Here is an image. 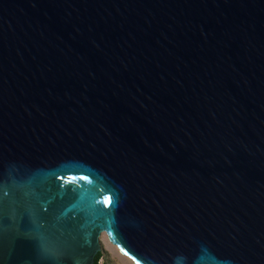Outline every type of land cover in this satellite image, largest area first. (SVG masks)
Segmentation results:
<instances>
[{
    "label": "water",
    "instance_id": "95a60500",
    "mask_svg": "<svg viewBox=\"0 0 264 264\" xmlns=\"http://www.w3.org/2000/svg\"><path fill=\"white\" fill-rule=\"evenodd\" d=\"M103 233L264 264V0H0V264H95Z\"/></svg>",
    "mask_w": 264,
    "mask_h": 264
},
{
    "label": "rangeland",
    "instance_id": "374dc122",
    "mask_svg": "<svg viewBox=\"0 0 264 264\" xmlns=\"http://www.w3.org/2000/svg\"><path fill=\"white\" fill-rule=\"evenodd\" d=\"M102 252L101 264H136L130 258L121 253L116 245L108 238L107 234H102Z\"/></svg>",
    "mask_w": 264,
    "mask_h": 264
},
{
    "label": "trees",
    "instance_id": "16d2710c",
    "mask_svg": "<svg viewBox=\"0 0 264 264\" xmlns=\"http://www.w3.org/2000/svg\"><path fill=\"white\" fill-rule=\"evenodd\" d=\"M102 257H103V252L101 251V252H99V253L97 254V256H96V258H95V264H101V263H100V260H101Z\"/></svg>",
    "mask_w": 264,
    "mask_h": 264
},
{
    "label": "snow or ice",
    "instance_id": "6c2138e0",
    "mask_svg": "<svg viewBox=\"0 0 264 264\" xmlns=\"http://www.w3.org/2000/svg\"><path fill=\"white\" fill-rule=\"evenodd\" d=\"M116 242H118V243H119V241H116Z\"/></svg>",
    "mask_w": 264,
    "mask_h": 264
}]
</instances>
